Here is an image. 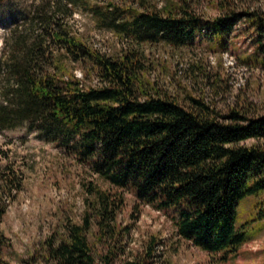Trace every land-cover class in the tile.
Returning a JSON list of instances; mask_svg holds the SVG:
<instances>
[{
	"label": "trees",
	"instance_id": "16d2710c",
	"mask_svg": "<svg viewBox=\"0 0 264 264\" xmlns=\"http://www.w3.org/2000/svg\"><path fill=\"white\" fill-rule=\"evenodd\" d=\"M136 2L137 7L108 2L91 9L99 26L139 45L174 48L186 46L205 29L222 39L247 18L259 23L256 54L264 61V19L257 13L232 11L206 19L186 0H166L161 8L147 0ZM45 29L25 46L22 60L14 59L23 48L19 41L4 52L11 66L2 65L0 128L28 124L58 147H71L117 189L115 194L91 189L102 237L117 236L112 223L124 206L123 192L129 191L160 211L176 210L178 236L202 251L222 254L223 261L236 254L246 242L245 232L236 228L239 203L264 198V145H246L264 140V116L236 109L216 114L194 98L184 106L147 88L139 52L110 57L65 30ZM75 65L96 76L99 86H85L72 70ZM6 213L0 203V223ZM90 215L45 240L30 264H115L113 250L105 256L94 251ZM153 261L151 245L146 256L121 264ZM0 264L5 263L0 259Z\"/></svg>",
	"mask_w": 264,
	"mask_h": 264
},
{
	"label": "rangeland",
	"instance_id": "374dc122",
	"mask_svg": "<svg viewBox=\"0 0 264 264\" xmlns=\"http://www.w3.org/2000/svg\"><path fill=\"white\" fill-rule=\"evenodd\" d=\"M147 1L158 8L166 4V0ZM186 1L206 19L232 11L257 13L264 19V0ZM108 2L138 5L136 0L0 1V88L6 79L2 65L9 63L4 57L6 49L19 41L23 48L19 47L14 59L22 60L28 43L45 28L48 32L55 28L80 37L110 57L139 52L147 88L178 99L184 106L194 98L216 114L236 109L250 117L264 116V61L256 54L259 23L241 19L222 39L205 29L179 48L163 43L139 45L129 36L97 24L91 8H105ZM72 70L85 86H99L96 76L85 75L79 65ZM255 143L264 145V140H250L246 145ZM94 187L117 192L82 163L71 147H58L28 124L0 128V203L7 210L0 223V259L5 264H30L45 240L62 233L69 224H82L90 213L94 251L105 256L113 250L115 264L146 256L151 245L152 264H264V198L248 197L239 203L236 228L245 232L246 242L223 261L222 254L204 252L178 236L173 223L176 210L160 211L141 203L129 191L123 192L124 206L112 223L117 236L102 237L96 226Z\"/></svg>",
	"mask_w": 264,
	"mask_h": 264
}]
</instances>
